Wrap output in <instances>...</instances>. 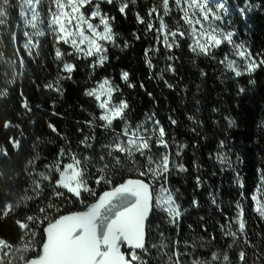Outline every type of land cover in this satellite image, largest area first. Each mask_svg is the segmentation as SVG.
Listing matches in <instances>:
<instances>
[{"label":"trees","instance_id":"16d2710c","mask_svg":"<svg viewBox=\"0 0 264 264\" xmlns=\"http://www.w3.org/2000/svg\"><path fill=\"white\" fill-rule=\"evenodd\" d=\"M19 1L25 11L26 0ZM97 2L115 18L110 20L115 44L105 43L103 65L50 33V0L40 1L41 17L34 27L25 14L18 17L17 0L5 4L8 22L0 29V264L38 257L47 225L87 208L57 185L56 165L62 170L73 157L80 160L89 188L86 201L93 191L100 195L128 179L150 184L140 173L154 151L169 155L170 171L161 183L172 193L180 218L172 226L165 213L154 210L144 251L147 264H264V217L252 199L255 195L264 203V65L249 73L235 55V46L243 45L257 63L264 60V0H208L221 17H209L213 27L231 33L233 40L211 47L208 54L193 51L194 37L174 2L161 17L165 33H178L170 49L157 32L161 19L152 12L159 0L129 2L126 14L118 10L120 0H93L81 9L93 24L99 23L91 19ZM40 31L43 35L35 36ZM33 42L36 47L28 51L25 44ZM228 61H235L240 76L227 67ZM65 63L74 66L71 74L63 70ZM105 79L118 88L112 102L129 105L126 119L110 127L99 119V102L86 95ZM138 126L151 136L150 150L143 155L134 148L131 155L117 150L116 143L130 147L125 128L131 133ZM160 127L167 149L158 146V132H151ZM130 157L141 165L138 171L126 163ZM41 172L47 179L39 177Z\"/></svg>","mask_w":264,"mask_h":264},{"label":"snow or ice","instance_id":"6c2138e0","mask_svg":"<svg viewBox=\"0 0 264 264\" xmlns=\"http://www.w3.org/2000/svg\"><path fill=\"white\" fill-rule=\"evenodd\" d=\"M10 2L11 0H0V3ZM27 2L30 5L28 10L31 13L29 19L35 21L38 19V12L35 9L39 0H27ZM54 2L57 10L52 13L53 19H51L50 24L52 25V31L56 32L57 41L70 45L76 53L85 57L96 56L98 58L97 63L103 65L106 59L103 53L107 51L105 43L115 44V35L110 24V20L115 18L108 17L107 14L103 13L99 2H97L94 5L95 10L91 12V19L99 18V23H91L81 9L85 5L92 4L93 0H67L66 3L63 0H54ZM104 2L112 4L114 0H104ZM129 2L135 3V0H120L118 10L121 14H126ZM162 3L164 12L167 14L169 0H162ZM175 3L178 7H181L182 0H175ZM219 7L223 8V5H219ZM68 8H70V11L66 10ZM152 11L155 12L156 10L153 9ZM181 11L183 12L182 19L184 22L192 26L194 52L208 54L211 47H218L222 42L233 43L231 33H223L218 28L213 27L209 17L211 16L213 20H219L221 17L209 8L208 0H187V8L181 7ZM190 13H192L191 17ZM197 13L202 16L205 23H202L201 19L195 18ZM151 15L152 12H149V16ZM0 16H3L2 12H0ZM138 19L140 23L145 22L143 18L138 17ZM73 21H75V31L73 30ZM195 24L200 25L199 32L193 26ZM56 26H58V30ZM147 28L152 30L153 25L149 22ZM165 28L166 25L161 19L159 30ZM86 30L90 35L85 34ZM177 34V32L170 33L173 43ZM37 35H43V32L40 31ZM179 35L183 36L184 33L179 32ZM163 43L169 49L173 46L169 43L168 35L164 36ZM85 44L87 45L86 48L83 47ZM25 47L29 48V45L25 44ZM235 48V55L245 61L247 72H254L258 67L264 65V60L257 63L256 60L252 59L251 54L247 52L243 45L235 46ZM61 56V51L57 49V59ZM234 64L235 61H228L227 67L234 71L236 76H240L242 73L234 67ZM63 70L71 74L74 66L65 63ZM122 78L127 81L128 74L124 73ZM47 87L51 88L52 85H47ZM56 90L59 91L60 89L57 88ZM116 91H118V88L113 86L107 79L99 83L97 88L86 91L87 96L94 97L99 102L98 107L103 111L99 119L105 122L106 127H110L114 120L126 119L125 111L129 108V105L123 100L119 103L112 102L113 93ZM24 107L25 109L28 108L27 103L24 104ZM7 126L6 123L5 127ZM53 131H55L54 128ZM143 131L147 132L149 130L144 129ZM151 132L153 135L158 132V146L167 149L168 143L163 139L165 136L164 128L152 129ZM123 134L129 137L127 144L130 147L126 148L121 143H116L115 148L120 152L127 151L131 155L132 149L135 148L143 155L144 150H150L149 141L151 136L146 137L143 135L140 126L132 130L131 133L128 128H125ZM17 144L18 142H15L14 146ZM72 159L73 162L67 163L64 170H61L58 165L55 166V170L59 172L58 186L79 198L82 191L87 192L89 189L83 178V169L79 167L80 160L75 159V157ZM170 163L167 152L161 154L155 160L149 156L148 171L152 173L154 178L166 176L170 171ZM180 170L184 169L180 167ZM38 175L41 179H47L43 172L38 173ZM140 175H145V172H141ZM103 179L104 177L101 176L97 183H100V180ZM160 193L163 195L156 197L155 206L166 211L175 220L179 217L180 211L172 193L164 185H161ZM58 195H62V193H58ZM252 199L257 202L256 211L261 217H264V203H261L255 195ZM152 208L153 194L150 184L141 179H129L126 183H121L111 191L104 192L98 198V202L91 205L87 211L63 215L55 222H50L45 228L47 240L43 244V253L37 259H32L29 264H129L124 253L120 250L121 243H126L133 250L145 248V222ZM239 228L241 231L245 228L242 220L239 222ZM239 259L243 261V252L240 253ZM131 260H140L135 251L131 253ZM224 260L227 261L228 257L225 256ZM141 264H143L142 261Z\"/></svg>","mask_w":264,"mask_h":264},{"label":"rangeland","instance_id":"374dc122","mask_svg":"<svg viewBox=\"0 0 264 264\" xmlns=\"http://www.w3.org/2000/svg\"><path fill=\"white\" fill-rule=\"evenodd\" d=\"M12 1H15V0H12ZM18 2H19V0H17ZM40 1L41 0H39V3H40ZM51 1V13H50V17L47 19V28H48V30L50 31V33H52V34H54V35H56V32H54V31H52V25L50 24V21H51V19H53V16H52V13L53 12H56V5H55V2H54V0H50ZM160 2H159V5H158V7L155 5L154 7H153V9H155L156 11L155 12H153V13H155V17L156 18H159V19H162V20H164L163 18H161L162 17V15H164V8H163V3H162V0H159ZM63 2H67V0H63ZM169 2H174L175 3V0H169ZM26 3H28L27 2V0H26ZM39 3H38V5H39ZM176 4V3H175ZM38 5L36 6V11L38 12V19L37 20H35V21H31L30 19V22H28L29 20H28V17H26V22H28L29 24H31V25H35V22L37 23V21L39 20V18L41 17V12L39 11V8H38ZM177 6V5H176ZM28 7H30V6H28ZM27 7V8H28ZM178 7V6H177ZM181 7H184V8H187V0H182V5H181ZM180 7V8H181ZM152 9V10H153ZM67 11H70V8H68V9H66ZM4 11V22L6 23V25H7V22H8V20L6 19L7 18V14H8V9H7V6L6 5H3V8L2 7H0V12H3ZM5 12H6V18H5ZM28 15V14H27ZM30 15H31V13H30ZM192 16V13H190V17ZM30 18V17H29ZM195 18H199V19H201L202 18V16H200L198 13H197V15H196V17ZM163 23H164V21H163ZM74 24H75V21H73V30L75 31V28H74ZM37 25H38V23H37ZM186 25L190 28V30H191V27L192 26H189L187 23H186ZM195 28H196V30H197V32H199L200 31V25L199 24H195V25H193ZM31 27H34V26H31ZM57 27V30H58V26H56ZM85 28H86V26H85ZM160 29V28H159ZM158 29V30H159ZM158 32V35H159V37H161L162 38V40H164V36L165 35H168V33L166 32L165 33V29L164 30H159V31H157ZM85 34L86 35H90V33H88L87 32V30L85 31ZM37 34H35V36H36ZM168 38H169V43H173V39L171 38V36L170 35H168ZM59 42H61V43H63L62 41H59ZM35 43L33 42V44H30V46H29V48H34V47H36V45H34ZM164 44V43H163ZM68 45V44H67ZM71 47V46H70ZM83 47H87V45L85 44ZM29 48H28V51H31V49L29 50ZM135 149V148H134ZM135 153H136V150H135ZM158 157H159V153L158 152H156L155 153V151L153 152V159L155 160V159H158ZM131 159H129L130 161H127L126 163H128V165L132 168L133 167V169L135 168V170L136 171H138L139 169H140V164L138 163V162H136V161H133V158L132 157H130ZM71 162H73V161H71ZM79 167L80 168H82L81 167V163H80V165H79ZM148 168H149V165H147V167L145 168V170L144 171H142V172H145V175H143L142 177H147L148 179H150V185L153 187V197H154V210H156L157 212H162V213H165L168 217H169V219H170V221H171V225L172 226H174L175 225V221H178L179 220V218H180V215H179V217H177L175 220H173L172 219V217H170L168 214H167V212L166 211H163V210H161L160 208H158V207H156L155 205H156V197L158 196V195H163V194H161L160 193V187H161V185H164V184H162L161 183V178L163 177V176H160V177H157V178H154L153 177V175H152V173L151 172H149L148 171ZM62 170H64V167H63V169ZM98 172L100 171L99 169L97 170ZM100 172H102V171H100ZM141 176V175H140ZM57 185H58V183H57ZM165 186V185H164ZM166 187V186H165ZM89 189V188H88ZM167 189V188H166ZM66 190V189H65ZM168 190V189H167ZM67 191V190H66ZM68 192V191H67ZM69 193V192H68ZM89 192L87 191V192H83L82 191V193H81V196L78 198L80 201H81V204L83 205V206H85L86 204H85V200L83 199V197L84 196H86V194H88ZM69 194H71L72 196H74L72 193H69ZM75 197V196H74ZM77 198V197H76ZM148 254H146V255H144L143 257H142V262H143V264H147L148 263V260H147V258H148V256H147ZM3 258H2V256H1V254H0V261L2 260ZM139 264H141V262L139 263Z\"/></svg>","mask_w":264,"mask_h":264},{"label":"water","instance_id":"95a60500","mask_svg":"<svg viewBox=\"0 0 264 264\" xmlns=\"http://www.w3.org/2000/svg\"><path fill=\"white\" fill-rule=\"evenodd\" d=\"M129 180V179H128ZM144 181V180H143ZM127 182V180L125 181V182H123V183H126ZM145 183H147L146 181H144ZM119 186V185H118ZM150 188H151V190H152V194H153V187L150 185ZM108 191H111V190H108ZM106 192V191H105ZM103 195V193L100 195V196H102ZM98 202V200L95 202V203H97ZM95 203H93V204H95ZM93 204H91V205H93ZM91 205H89L85 210H83V211H87L88 210V208H90L91 207ZM83 211H79V212H83ZM75 213H78V212H75ZM75 213H71V214H75ZM153 213H154V197H153V208H152V210L149 212V215H148V218H147V220H146V222H145V240H144V243H145V248L144 249H130L128 246H127V244L126 243H124V242H122L121 243V252L122 253H124V255H125V258L129 261V264H134L132 261H130L129 260V258H128V252H132V251H135L136 253H142V252H144L145 250H146V248H147V241H148V236H147V228H148V224H149V222H150V220H151V218H152V215H153ZM71 214H67V215H71ZM45 233V241H44V243L46 242V240H47V234H46V232H44ZM43 243V244H44ZM42 253H43V245L41 246V250H40V254H39V256L40 255H42ZM38 256V257H39ZM38 257H36V258H33V259H37ZM32 260V259H31ZM31 260H29L28 262H26V263H24V264H29V262L31 261Z\"/></svg>","mask_w":264,"mask_h":264},{"label":"built area","instance_id":"2783aa9c","mask_svg":"<svg viewBox=\"0 0 264 264\" xmlns=\"http://www.w3.org/2000/svg\"><path fill=\"white\" fill-rule=\"evenodd\" d=\"M6 3H3V5H5ZM28 6H30L28 3H26ZM18 6H19V13H18V17L19 18H21V17H23V15L25 14L26 15V17H30V12H29V7L25 10V11H23V6H22V2L21 1H19L18 2ZM3 13V16H0V29L3 27L4 28V26L6 27V23L4 22V11L2 12ZM28 14V15H27ZM29 17H28V20H29ZM5 18H6V12H5ZM29 22H30V20H29ZM111 189H113V187L112 186H110L109 187V189H107V190H111ZM106 190V191H107ZM99 196L100 195H98V191L96 190V191H93L92 193H91V195L89 196V198L85 201V204H86V206H89V205H91V204H93L94 202H96L97 201V199L99 198ZM131 253L132 252H130V253H128V256H129V258H130V260H131ZM137 254V256H139L140 257V260H138V261H132L134 264H139L140 262H141V260H142V257L144 256V255H146L147 253H136Z\"/></svg>","mask_w":264,"mask_h":264}]
</instances>
